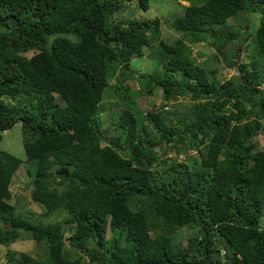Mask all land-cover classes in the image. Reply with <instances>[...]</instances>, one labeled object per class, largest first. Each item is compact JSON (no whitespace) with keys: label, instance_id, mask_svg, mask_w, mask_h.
<instances>
[{"label":"trees","instance_id":"obj_1","mask_svg":"<svg viewBox=\"0 0 264 264\" xmlns=\"http://www.w3.org/2000/svg\"><path fill=\"white\" fill-rule=\"evenodd\" d=\"M182 1L164 20L177 35L168 43L159 16H136L148 0H0V96L10 100L0 98V139L20 122L38 215L65 213H16L8 185L21 159L0 149V264H264V0ZM235 17L250 29L226 24ZM207 39L220 52L248 40L250 62L226 58L237 77L218 80L192 54ZM144 47L154 66L135 75L129 61ZM126 78L160 89L162 104L142 112ZM107 97L123 107L101 144ZM166 144L193 153L175 161L153 149ZM192 223L199 236L175 241ZM25 238L38 256L8 247Z\"/></svg>","mask_w":264,"mask_h":264},{"label":"rangeland","instance_id":"obj_2","mask_svg":"<svg viewBox=\"0 0 264 264\" xmlns=\"http://www.w3.org/2000/svg\"><path fill=\"white\" fill-rule=\"evenodd\" d=\"M179 3L182 5L187 4V2L182 0H179ZM181 11L182 7L177 2H175V0H148V8L144 11L138 10L136 16H141L143 18H152L156 15L159 16V36L161 39L163 38L166 40V42L170 43L174 41L177 35L171 32V30L168 28V24L164 22V20H170L174 16L181 14ZM127 12L128 10L125 8L124 10H121V12H115L112 17L116 20L119 17H123ZM226 24L228 26H232V28L241 26L242 31L250 29V27L245 26L244 20L240 17L229 18L226 21ZM207 41L208 39L192 44V54L196 56L197 63L205 66L206 68H216V77L220 81L230 77H237L238 70L235 68L236 66L227 65L225 62L226 58L229 59L231 56H233L232 58L233 60L235 59L236 64L240 62H250V59L247 55L251 45L248 40L242 41L241 43V40L237 39L234 42L224 46L222 48V52L215 51L214 48L207 43ZM36 52V49H29L25 52H20V54L24 55L25 57H29ZM143 52V55L139 57H133L129 61L128 67L135 73V75L139 73L146 74L150 72L151 68L154 66L146 47L143 48ZM125 82L129 86L130 96L142 112L150 109L153 105L160 106L162 104L163 99L160 89L154 88L150 94H147L138 90L139 83L136 78H126ZM110 83H113V78H111ZM259 87L261 88L263 85H260ZM0 98L6 99V96H0ZM6 101L10 102L8 99H6ZM188 101L189 96L187 94L185 96H178L175 99V103H183L185 105L188 103ZM114 102V98L107 97L106 101L103 104H100L97 113L98 118L101 120V137H103L105 141L106 138H109L114 134L112 130V123L114 120L113 116L116 115L123 107L121 102L119 104ZM170 106L171 102L168 103V108ZM146 126L148 129H151L152 124L147 122ZM255 139L257 149H264V135L258 134ZM105 141H101V144L106 143ZM121 146L122 147L119 150V153L125 156L127 143L121 142ZM0 149L5 150L21 159V163L15 169L8 185L10 197L7 199V201L15 207L16 213L32 212V217L38 218L44 222L61 220L64 216L63 214L65 213L62 214L59 212L49 217H39L38 214H40L43 209L41 205L30 198V191L32 188L31 176L35 169V161L28 159L24 154L19 121L15 122L10 128L1 131ZM153 149L157 154H161L164 151L166 156L174 158L175 161H182L185 155H190L193 153V150H186V146L181 144H177L175 146H169L166 144L162 145V147L154 146ZM260 224L261 227L264 226V217L260 218ZM69 232L70 230L67 227L65 235H67ZM109 235L110 233L107 229L104 237L107 238ZM190 236H199L198 230L193 223L181 226L173 233L174 240L182 243H184L185 240ZM221 241L223 240L221 239ZM8 247L16 251L28 252L32 256H38L41 252L40 245L34 243L33 240L28 238L17 240L16 242L11 243ZM220 253H223L222 248H220ZM0 258V262L3 261V258Z\"/></svg>","mask_w":264,"mask_h":264},{"label":"water","instance_id":"obj_3","mask_svg":"<svg viewBox=\"0 0 264 264\" xmlns=\"http://www.w3.org/2000/svg\"><path fill=\"white\" fill-rule=\"evenodd\" d=\"M100 140L103 141V142L105 141V139L103 137H101V136H100ZM55 173H56V175H66L67 169L65 167H61V168L57 169L55 171Z\"/></svg>","mask_w":264,"mask_h":264}]
</instances>
